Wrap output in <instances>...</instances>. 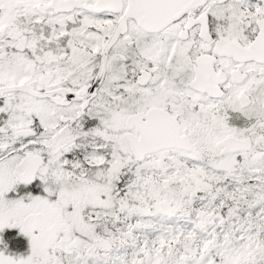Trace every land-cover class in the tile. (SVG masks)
I'll list each match as a JSON object with an SVG mask.
<instances>
[{
	"label": "snow or ice",
	"instance_id": "snow-or-ice-1",
	"mask_svg": "<svg viewBox=\"0 0 264 264\" xmlns=\"http://www.w3.org/2000/svg\"><path fill=\"white\" fill-rule=\"evenodd\" d=\"M0 264H264V0H0Z\"/></svg>",
	"mask_w": 264,
	"mask_h": 264
}]
</instances>
